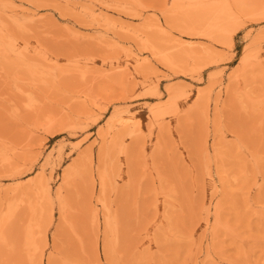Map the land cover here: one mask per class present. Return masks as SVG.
Segmentation results:
<instances>
[{"label":"rangeland","instance_id":"rangeland-1","mask_svg":"<svg viewBox=\"0 0 264 264\" xmlns=\"http://www.w3.org/2000/svg\"><path fill=\"white\" fill-rule=\"evenodd\" d=\"M0 264H264V0H0Z\"/></svg>","mask_w":264,"mask_h":264}]
</instances>
